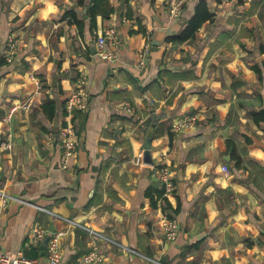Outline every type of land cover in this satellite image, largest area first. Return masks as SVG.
<instances>
[{
  "label": "crops",
  "instance_id": "obj_1",
  "mask_svg": "<svg viewBox=\"0 0 264 264\" xmlns=\"http://www.w3.org/2000/svg\"><path fill=\"white\" fill-rule=\"evenodd\" d=\"M199 1L171 15L169 0H110V16L93 19L91 0H0L4 251L47 264L44 241L31 240L42 227L66 230L61 264H79L93 244L116 264H264V120L254 117L264 110V0H209L215 16L195 38L168 40ZM110 26L116 59L96 43ZM81 86L87 108L69 116L66 99ZM185 113L195 126L173 129ZM70 122L78 144L64 166ZM168 218L180 225L174 241Z\"/></svg>",
  "mask_w": 264,
  "mask_h": 264
},
{
  "label": "built area",
  "instance_id": "obj_2",
  "mask_svg": "<svg viewBox=\"0 0 264 264\" xmlns=\"http://www.w3.org/2000/svg\"><path fill=\"white\" fill-rule=\"evenodd\" d=\"M186 0H169V12L171 15H178L183 9V5ZM118 38L117 29L115 26L108 27L104 33L97 35L96 43L98 52L103 58L116 59L118 53L108 49V43L110 41L116 42ZM9 52L8 58L11 59L13 54L17 51L19 43L14 36H11L8 40ZM81 84L87 82V76L83 75L80 80ZM88 96L83 86L70 93L66 99V108L69 116L74 114L75 111L87 108ZM17 106H13L9 110L8 119H11ZM197 122V116L194 114L185 113L176 116L172 122V128L180 131L188 127L195 126ZM62 163L64 166L68 165L70 157L74 154L78 144V133L75 125L70 122L66 127L62 128ZM224 169H228L225 167ZM159 177L165 186V192L170 195L176 188L174 175L170 166L162 165L159 168ZM4 202L10 199V195L5 191H0ZM47 210L46 208H42ZM77 223V222H75ZM165 235L168 240L174 241L179 233V222L174 218H168L165 221ZM94 233H97L92 229ZM66 234V230L59 229L51 233H48L42 227H35L31 231V240L36 244H41L44 239L48 238L46 248L47 264H61L62 262V237ZM0 264H41L38 258L28 256L23 250L16 252L4 251L0 246ZM79 264H116L109 259L105 253H103L98 244H93V247L85 252L79 260Z\"/></svg>",
  "mask_w": 264,
  "mask_h": 264
},
{
  "label": "trees",
  "instance_id": "obj_3",
  "mask_svg": "<svg viewBox=\"0 0 264 264\" xmlns=\"http://www.w3.org/2000/svg\"><path fill=\"white\" fill-rule=\"evenodd\" d=\"M83 1L84 0H81V2ZM114 10L115 8L111 4L110 0H91V3L89 4V14L93 19H96V16L98 14H102L103 17H109ZM214 16H215V12L212 10V5L210 1L200 0L196 6L194 15L188 21L187 25L183 28L181 32L168 36V40L186 41L195 38L201 26L205 22L212 20ZM45 108L51 116L54 114L55 106L52 102H47L45 104ZM254 117L255 120L258 122L264 120V110L256 111L254 113Z\"/></svg>",
  "mask_w": 264,
  "mask_h": 264
},
{
  "label": "water",
  "instance_id": "obj_4",
  "mask_svg": "<svg viewBox=\"0 0 264 264\" xmlns=\"http://www.w3.org/2000/svg\"><path fill=\"white\" fill-rule=\"evenodd\" d=\"M169 36H170V35H169ZM167 38H168V36H167ZM152 135H153V132H150V133H149V136H148V138H147V140H146V148H147V149L151 148ZM47 242H48V238H46V239L44 240V243L41 244V248L43 249V254L46 253Z\"/></svg>",
  "mask_w": 264,
  "mask_h": 264
},
{
  "label": "rangeland",
  "instance_id": "obj_5",
  "mask_svg": "<svg viewBox=\"0 0 264 264\" xmlns=\"http://www.w3.org/2000/svg\"><path fill=\"white\" fill-rule=\"evenodd\" d=\"M15 37V39H17V41H18V38L16 37V36H14Z\"/></svg>",
  "mask_w": 264,
  "mask_h": 264
}]
</instances>
